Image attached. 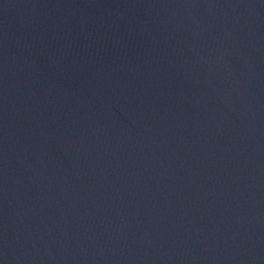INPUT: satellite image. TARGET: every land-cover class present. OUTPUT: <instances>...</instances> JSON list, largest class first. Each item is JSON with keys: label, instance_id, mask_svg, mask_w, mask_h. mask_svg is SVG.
Listing matches in <instances>:
<instances>
[{"label": "water", "instance_id": "1", "mask_svg": "<svg viewBox=\"0 0 264 264\" xmlns=\"http://www.w3.org/2000/svg\"><path fill=\"white\" fill-rule=\"evenodd\" d=\"M0 264H264V0H0Z\"/></svg>", "mask_w": 264, "mask_h": 264}]
</instances>
